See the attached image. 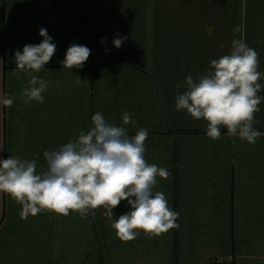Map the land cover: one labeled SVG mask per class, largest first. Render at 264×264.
<instances>
[{"label": "crops", "instance_id": "1", "mask_svg": "<svg viewBox=\"0 0 264 264\" xmlns=\"http://www.w3.org/2000/svg\"><path fill=\"white\" fill-rule=\"evenodd\" d=\"M71 4L0 0V96L15 97L10 108L0 105V158L39 154V172L44 151L86 133L97 112L129 135L147 129L146 161L171 172L157 177L154 192L179 213V227L124 242L102 208L83 219L47 211L23 219L21 206L0 194V264H264V135L253 145L222 127L213 140L205 120L175 110V96L185 90L176 85L208 71L230 53L233 39L258 53L264 73V0H85L105 37L87 41L54 36L57 27L63 33ZM41 28L56 52L33 71L48 81L44 102L25 103L20 93L30 77L16 70L14 54L39 44ZM73 43L91 50L80 69L62 65ZM259 108L253 127L264 133V101ZM124 113L136 123L123 125ZM130 210L121 201L113 219Z\"/></svg>", "mask_w": 264, "mask_h": 264}, {"label": "clouds", "instance_id": "2", "mask_svg": "<svg viewBox=\"0 0 264 264\" xmlns=\"http://www.w3.org/2000/svg\"><path fill=\"white\" fill-rule=\"evenodd\" d=\"M39 35L43 37L39 44L25 45L14 54L16 70L30 77L20 93L25 103L44 102L42 94L48 81L33 75V71L40 72L56 52L45 28L39 30ZM124 39H114V46L120 48ZM90 53L88 47L73 43L66 51L63 68H82ZM258 68V53L243 39H233L230 53L213 59L208 71L196 78L189 75L176 85L185 90L177 92L175 110L205 120L206 135L213 140L221 138L223 127L230 137L254 145L264 135L253 127L264 101V96L258 94L264 89L260 83L264 73ZM14 99L0 96V105L10 108ZM122 121L123 125L136 123L128 113ZM91 122L90 129L81 131L76 140L44 151L46 167L39 172V154L31 160L13 155L0 158V194L21 206L23 219L42 211L63 216L75 212L83 219L89 214L94 217L95 210L102 208L116 236L124 242L136 239L141 232L152 237L179 227L175 223L179 213L171 210L163 192H154L157 177L168 179L171 172L146 161L147 129L129 135L125 127L110 123L99 112L92 115ZM121 201H127L131 210L113 219V209Z\"/></svg>", "mask_w": 264, "mask_h": 264}, {"label": "trees", "instance_id": "3", "mask_svg": "<svg viewBox=\"0 0 264 264\" xmlns=\"http://www.w3.org/2000/svg\"><path fill=\"white\" fill-rule=\"evenodd\" d=\"M85 0H72L71 7L63 15L64 31L59 32L57 27L54 36L59 35L68 38L72 34L77 35L80 40H104L100 30V24L91 7L85 6ZM217 264V263H213ZM220 264H233L232 262H221Z\"/></svg>", "mask_w": 264, "mask_h": 264}, {"label": "built area", "instance_id": "4", "mask_svg": "<svg viewBox=\"0 0 264 264\" xmlns=\"http://www.w3.org/2000/svg\"><path fill=\"white\" fill-rule=\"evenodd\" d=\"M222 260L215 261L214 263L220 264Z\"/></svg>", "mask_w": 264, "mask_h": 264}]
</instances>
